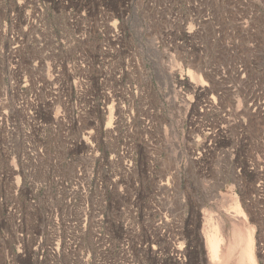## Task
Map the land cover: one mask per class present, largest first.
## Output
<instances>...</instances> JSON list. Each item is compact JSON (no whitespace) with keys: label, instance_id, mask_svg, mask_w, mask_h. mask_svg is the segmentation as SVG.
Segmentation results:
<instances>
[{"label":"rangeland","instance_id":"374dc122","mask_svg":"<svg viewBox=\"0 0 264 264\" xmlns=\"http://www.w3.org/2000/svg\"><path fill=\"white\" fill-rule=\"evenodd\" d=\"M0 264H264V0H0Z\"/></svg>","mask_w":264,"mask_h":264},{"label":"bare ground","instance_id":"6f19581e","mask_svg":"<svg viewBox=\"0 0 264 264\" xmlns=\"http://www.w3.org/2000/svg\"><path fill=\"white\" fill-rule=\"evenodd\" d=\"M213 227L206 234V245L209 249L211 260H216L218 256L219 246H220V237L218 236L219 228L217 224ZM248 258L252 260L254 259L251 256V254L248 255Z\"/></svg>","mask_w":264,"mask_h":264}]
</instances>
